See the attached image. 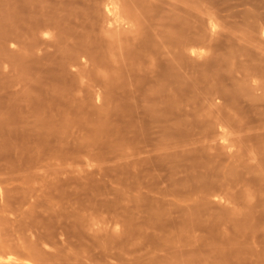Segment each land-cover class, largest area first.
Instances as JSON below:
<instances>
[{
  "label": "rangeland",
  "instance_id": "obj_1",
  "mask_svg": "<svg viewBox=\"0 0 264 264\" xmlns=\"http://www.w3.org/2000/svg\"><path fill=\"white\" fill-rule=\"evenodd\" d=\"M0 264H264V0H0Z\"/></svg>",
  "mask_w": 264,
  "mask_h": 264
}]
</instances>
